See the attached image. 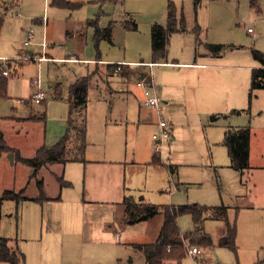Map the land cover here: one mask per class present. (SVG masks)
I'll list each match as a JSON object with an SVG mask.
<instances>
[{
  "label": "rangeland",
  "instance_id": "1",
  "mask_svg": "<svg viewBox=\"0 0 264 264\" xmlns=\"http://www.w3.org/2000/svg\"><path fill=\"white\" fill-rule=\"evenodd\" d=\"M5 1L9 10L0 31V58L12 62L9 97L0 99V126L6 144L22 157H33L42 146L53 147L67 134L71 86L95 71L84 111L86 162L50 165L32 176V167L16 160V150L0 152V198L5 190L23 189L29 197L19 204L0 200L1 234L23 253L18 264H147L137 245L156 241L164 222L163 208L194 204L226 205L232 213L219 225L201 221L189 211L178 216L182 233L205 230L212 238L209 247L190 244L201 253L193 257L186 251L182 264H264V89L250 96L253 69L245 68L246 58L260 67L252 49L264 52V0H257L262 15L251 0H200L199 4L196 0ZM170 2L178 27L185 31L171 34L169 60L200 57L207 53L208 43L226 48L223 56L215 57L222 70L217 72V88L213 87L217 92L214 111L213 103L200 100L189 80L179 88H167L164 100L171 108L163 102L164 117L174 134L157 158L152 137L159 132L155 113L139 121L138 100L106 101L97 88L109 87L112 68L108 63L129 64L131 76L150 70L140 63L156 61L151 28L168 23ZM89 19L100 27L112 26L111 40L97 42L96 25L87 24ZM135 23L138 27L132 29ZM73 26L84 30L71 40L66 29ZM249 27L254 34L247 31ZM29 31L31 46H25ZM100 58L104 66L96 64ZM183 75L190 76L187 71ZM135 81L116 75L111 84L128 85L139 96ZM58 89L61 98L55 97ZM38 90L48 94L46 101H33ZM213 90L208 88L211 95ZM142 102L143 98L141 106ZM79 114H75L78 120L83 118ZM231 126L251 129L252 168L245 173L232 167L224 143ZM54 173L70 185L61 189ZM38 180L44 182L42 189ZM58 194L60 199H50ZM40 195L45 200L33 199ZM125 196L156 204L161 212L129 224L122 204ZM227 222L234 228L235 248L220 239L217 227L226 226L227 231Z\"/></svg>",
  "mask_w": 264,
  "mask_h": 264
},
{
  "label": "trees",
  "instance_id": "2",
  "mask_svg": "<svg viewBox=\"0 0 264 264\" xmlns=\"http://www.w3.org/2000/svg\"><path fill=\"white\" fill-rule=\"evenodd\" d=\"M200 0H196V4H199ZM61 4V2H59ZM252 6L254 1L251 2ZM65 5H69L67 2ZM9 10L8 2L0 0V31L4 25L7 11ZM87 24L96 25V39L99 42L102 39L111 40V27H100L95 19L88 20ZM138 24L135 23L131 28L137 29ZM183 30L178 27V18L176 9L173 3L170 2L168 10V23L160 24L155 23L151 28V40L152 49L156 60L164 59L168 54V40L172 33ZM207 48L210 53L221 56L225 52V46L223 44L208 43ZM252 57L258 61L261 66L253 69L251 74L250 96L260 89H264V52L259 49H252ZM6 65L0 62V99L8 98L9 94V78L3 74L6 69ZM108 68L112 67V74L116 72L126 79L128 77V70L126 65L121 66V70L118 71L117 64H107ZM91 73L86 76L79 77L71 86L69 103H70V129L67 134L53 147L42 146L37 149L35 155L30 158H24L21 153L16 154V160L23 162L24 164L32 167L34 173L32 176H37L40 170L44 167H48L54 164L65 165L68 161H80L86 162L85 153L87 148V124L84 111L88 106L89 90L92 86ZM55 97L61 98V90L55 91ZM80 111L82 119L78 120L75 116L76 112ZM83 111V112H82ZM35 116L29 117L34 118ZM37 118V117H35ZM1 122V117H0ZM73 131V132H72ZM75 131V132H74ZM224 143L228 148L229 156L231 158V165L236 170L244 172L251 168L250 165V144H251V129L249 126L229 127L225 133ZM14 150L6 144L4 133L0 126V152ZM158 158V157H157ZM57 182L62 189L65 184L62 177L54 173ZM31 176V177H32ZM38 187L42 189L44 182L42 180L37 181ZM24 189L18 192L14 190H5L0 200H15L18 204L23 200L28 199V196L24 195ZM59 195V194H58ZM50 198V197H48ZM61 195L50 199H60ZM33 199L45 200L43 195L34 197ZM143 200V199H142ZM125 205L126 220L129 224L138 223L141 221L153 218L161 209L156 204L148 201H134L131 197L125 196L123 200ZM230 206H202L198 204L194 205H166L164 209V222L159 232L158 238L155 242L149 244L137 245L146 258L147 264H166L167 261L175 260L177 264H182V259L186 255L184 249V242H188L191 245L198 244L202 247H209L212 245V239L206 232L200 230H192L186 233H182L177 219L178 216L185 211H189L196 216H200L203 211H212L215 217H222L226 221L228 220V210ZM1 222L2 214L0 211V263L5 262L9 264H18L23 259V253L19 250L18 245H11L10 239L4 237L1 234ZM228 232V245L235 248L233 243L234 228L227 222Z\"/></svg>",
  "mask_w": 264,
  "mask_h": 264
},
{
  "label": "crops",
  "instance_id": "3",
  "mask_svg": "<svg viewBox=\"0 0 264 264\" xmlns=\"http://www.w3.org/2000/svg\"><path fill=\"white\" fill-rule=\"evenodd\" d=\"M252 1H254V5H255L254 7L257 9L258 14L262 15L261 12H263V11H261L260 3L257 0H251V2ZM8 6H9V3H8ZM110 25H112V24H110ZM249 28H252V27H249ZM75 29H76V26L69 27V28L67 27V29H66V35L69 38H71V40L75 37L74 34L79 35V32H82L84 30V27L82 28L83 30L81 29V30L76 31ZM181 31H185V29L178 31V33H180ZM247 31H248V29H247ZM250 33L254 34L255 30H254V32H250ZM28 46H31V45H28ZM231 48H235V46H232ZM207 50H208V48H207ZM49 54L52 56L51 53H49ZM30 55H33V53L31 51H30ZM221 56H223V54ZM221 56L214 55V54L210 53V51L208 50L207 53L203 54L200 57L196 56L195 54L192 55L190 57V59L186 62H182L179 59L169 60L168 57L166 59H158V60L154 61L158 65L156 64L152 69L153 78H154V82L158 86L159 94H160L161 98H163V101H165L164 103H166V104L169 103L168 101L164 100V99H167V96L169 95V94H167L168 90H169L167 88L169 86H174L176 88H179L182 85V83H184V81L189 80V82H187V83L191 84L194 87H197V93L196 94L200 100H202L203 102L209 101V102L213 103V105H214L213 111H214V109H216L215 107H217V105H216L217 104V92H216V90H213V87L217 88V80H218V79H216L217 72L219 70H222V65L218 63V61L216 60L215 57H221ZM68 60L74 61L75 58H74V60H72L71 58H68ZM248 60H252V59L246 58L245 63ZM0 62H2L3 64H5L7 66L6 69L8 71V75H9V68L11 67L12 61L8 60V59L0 58ZM102 62L103 61L100 58L97 60L96 64L99 66H100V64H103V66H104V63H102ZM108 64H113V63H108ZM128 65L126 64V66H128ZM260 66H261V64H260ZM127 68H128L127 69L128 70V77L126 79L122 78L119 75V73H117V72L115 74H112V71H111V75L108 78V82H107L109 84V87H108V89L106 88L107 85L105 87L106 88L105 90H107L106 93L108 94L107 97L104 96L105 90H101L99 87L97 89H99L98 91H99L101 98H104L106 101H109V99L113 101L116 97H121L123 99H124V97H126L127 99L131 98L134 101L138 100L139 107L141 108L139 121L140 120L141 121L142 120L147 121L150 114H154V112L152 110L144 107L143 105L141 106L140 100H142V98H143L142 88L137 86V84H136V88H138L140 91L139 96H137L131 90V88L128 85L124 84L123 87L120 86V88H119V86L113 87L111 84V82H113V78L116 75H118L119 78L122 79L123 81L126 80V81H131V82L133 81L134 82L138 78L145 77L146 73L148 72L145 70H138L137 76H135V75L131 76L130 71H129V66ZM245 68H247V67L245 66ZM186 69H188V70H186ZM184 71H187L190 76L187 77V76L183 75ZM94 72L95 71H93L92 73H94ZM91 87H93V85ZM209 87L212 88V90L215 92V94L211 95L208 92ZM88 97H89V95H88ZM46 100H44V101H46ZM88 101H89V98H88ZM171 103L173 104L174 102L171 101ZM142 108H143V110H142ZM168 108H171L170 103L168 104ZM212 120H214V119L212 118ZM154 126H155L154 128H157L156 123H154ZM236 127H238V126H236ZM171 130H172V135H171L170 140L173 138V134H174V129L172 128V126H171ZM14 150H16V149H14ZM16 151H17V153L19 152V150H16ZM251 156H252V154H250V158H251ZM251 168H252V166H251ZM248 170L249 169H247L245 171H248ZM245 171H244V173H245ZM123 200H124V198H123ZM123 200H122V204H123ZM231 209L232 208H230L227 212L228 219L230 217V214L232 213ZM206 214L207 215L201 214L200 216H198L199 218H201V221L202 220H205L206 222L211 221L213 223H217L218 225H219L220 221H223V223L225 221V219L222 217H217V216L215 217V215L213 214L212 211H207ZM225 227L226 226H224L222 228L217 227V229H218L220 237H221L220 238L221 242L225 245H228V232L226 231ZM195 230H198V229H195ZM189 231H192V230H189ZM202 231L209 234L205 230H202ZM157 238H158V236H157ZM166 263L177 264V262L175 260H170V261H167Z\"/></svg>",
  "mask_w": 264,
  "mask_h": 264
},
{
  "label": "built area",
  "instance_id": "4",
  "mask_svg": "<svg viewBox=\"0 0 264 264\" xmlns=\"http://www.w3.org/2000/svg\"><path fill=\"white\" fill-rule=\"evenodd\" d=\"M249 32H254L253 28H248ZM33 38V33L29 31L27 33V39L24 42L26 46L31 45V40ZM41 59H45V57H42ZM157 63L155 62H149V63H140V65H144L149 67V71L146 73V76L143 78H138L136 80L137 86L141 87L143 90V102L142 105L150 110H152L157 118V124L159 126V132L153 134V140L155 141V148L154 153L158 158L162 157V153L165 147V144L170 140L172 135L171 126L166 121L164 117V106H163V99L161 98L159 94V89L156 83L154 82L153 78V67ZM123 64H118V71L121 70V66ZM246 67H250L252 69H256L255 65L253 64L252 60H248L245 63ZM3 74L5 76H8V71L5 69L3 71ZM48 97V94L45 91L38 90L33 93V101L36 103H41L44 100H46ZM184 249L187 251L190 255L193 257L197 256L201 253V249L197 246H191L188 242H184Z\"/></svg>",
  "mask_w": 264,
  "mask_h": 264
},
{
  "label": "water",
  "instance_id": "5",
  "mask_svg": "<svg viewBox=\"0 0 264 264\" xmlns=\"http://www.w3.org/2000/svg\"><path fill=\"white\" fill-rule=\"evenodd\" d=\"M214 118V117H213ZM11 157H12V155H11Z\"/></svg>",
  "mask_w": 264,
  "mask_h": 264
}]
</instances>
